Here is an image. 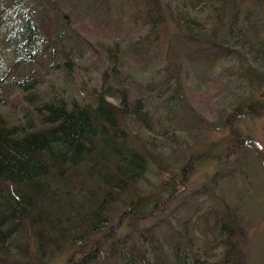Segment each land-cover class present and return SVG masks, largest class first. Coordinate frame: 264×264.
<instances>
[{
	"label": "trees",
	"instance_id": "16d2710c",
	"mask_svg": "<svg viewBox=\"0 0 264 264\" xmlns=\"http://www.w3.org/2000/svg\"><path fill=\"white\" fill-rule=\"evenodd\" d=\"M123 1L129 15L124 28L98 24L95 31L109 32L110 41L82 38L80 56L63 46L61 22L46 18L41 0H0V44L6 48H0V258L54 264L62 253V264H244L241 216L215 185L181 198L173 219L169 197L146 204L129 191L153 163L140 142L154 138L150 109L182 108L186 97L181 85L190 78L169 58V21L185 42L206 47L199 54L200 82L212 86L206 96L195 94L201 118L223 109L230 125L263 114L259 0H189L177 21L157 0ZM74 23L66 24L72 32ZM128 54L132 63L156 68L143 88L128 81L135 73L124 61ZM231 66L250 85L245 97L225 74ZM168 136L165 129L159 135ZM188 166L167 178L168 194H182ZM123 195L133 199L109 223V205ZM149 218L151 225L134 227ZM123 222L129 230L119 233ZM161 227L165 237L159 239Z\"/></svg>",
	"mask_w": 264,
	"mask_h": 264
},
{
	"label": "rangeland",
	"instance_id": "374dc122",
	"mask_svg": "<svg viewBox=\"0 0 264 264\" xmlns=\"http://www.w3.org/2000/svg\"><path fill=\"white\" fill-rule=\"evenodd\" d=\"M157 1L161 7L167 8V12L170 10L171 19L177 21L181 6L189 0ZM123 2V0H41V5L47 19L54 17L61 22L63 46L72 50L74 55L82 56L84 55L82 51L86 50L82 38L93 42L97 38L109 40L112 36L109 32L95 31V26L98 24L102 26L110 21L117 26L116 28H124L129 15H127L126 4L124 5ZM122 7L123 16L118 19L116 14ZM258 15L261 21L259 26H264V0L258 2ZM74 21L73 27L76 30L72 32L66 24ZM167 24H169L170 31L169 58L179 66V75L182 73L190 78L181 85V90H184L186 97H184L182 108L171 103L169 108L153 107L150 109L148 125L151 129L150 134L154 138L142 136L140 142L144 145L142 150L145 151V155L153 163L148 164L146 171L129 192L137 195L136 198L146 204L157 197L161 200L169 197L166 210L168 216L173 219L174 216H179L183 207H181V198L186 197L189 192L200 185H215L214 190L229 205L235 207L241 216L245 230L241 247L244 253V264H264V163H261L264 162V111L259 117L245 116L234 119L230 125L225 122L227 114L223 109L219 113H207L201 118V112L197 111L194 105L195 98L198 96L195 94L202 92L201 95L206 96L211 93L210 87L212 86L211 83L208 85L200 82L204 70L199 62V54L200 51H205L206 47L203 45L197 47L185 42L180 33H177L174 25L170 21ZM133 36L137 37V35ZM118 38L119 36L116 40H119ZM0 48H3L5 52L6 48L1 44ZM75 51H77L76 54ZM132 60L134 58H130L129 54L124 58L125 63L130 64V68L135 71L128 81L143 88L144 83L152 79V73L156 68L151 69L150 64L141 67L140 64L143 61L139 60V63L135 64ZM225 74L231 84L235 87L241 86V89L237 90L238 93H243V97L248 95L250 85L246 80L240 79L233 66L229 67ZM185 102H187L186 105ZM190 103L192 109L188 107ZM197 116L201 118L200 121H196ZM228 127L234 131V135L239 136L236 141L229 135ZM164 129L167 130L169 136L162 139L159 135ZM227 151L229 155L224 158ZM197 154L201 157L194 159L193 156ZM191 159L194 161L191 162ZM185 162H188L189 166L185 167L186 181L182 191H179L182 194L170 195L167 190L170 187L166 181L171 178H167L172 177L170 174H173V177L178 176ZM171 183L174 184V182ZM131 198L132 196L125 197V195L113 198L107 213L108 220H111L109 223L116 221L115 215L121 214L126 209ZM175 209L176 213L173 212ZM160 216V213H157V217ZM152 222L154 219L149 218L139 223L136 222L134 227L151 225ZM161 228H157L158 232H156L159 239L165 237L166 229ZM128 230L126 222L119 227V233H126ZM119 233L117 232L118 235ZM63 258L61 253L56 257L54 264H62ZM0 259L5 262L4 264L14 262L8 257ZM15 259L17 260V257Z\"/></svg>",
	"mask_w": 264,
	"mask_h": 264
}]
</instances>
